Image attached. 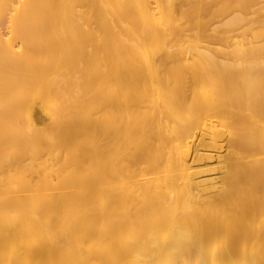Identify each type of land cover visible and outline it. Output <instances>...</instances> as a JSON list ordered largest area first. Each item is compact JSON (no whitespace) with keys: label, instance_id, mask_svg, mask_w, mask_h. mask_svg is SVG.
I'll list each match as a JSON object with an SVG mask.
<instances>
[{"label":"bare ground","instance_id":"bare-ground-1","mask_svg":"<svg viewBox=\"0 0 264 264\" xmlns=\"http://www.w3.org/2000/svg\"><path fill=\"white\" fill-rule=\"evenodd\" d=\"M0 264H264V0H0Z\"/></svg>","mask_w":264,"mask_h":264},{"label":"rangeland","instance_id":"rangeland-1","mask_svg":"<svg viewBox=\"0 0 264 264\" xmlns=\"http://www.w3.org/2000/svg\"><path fill=\"white\" fill-rule=\"evenodd\" d=\"M40 110V109H39ZM39 110H37V113H36V115H38L39 117H40V120H41V122H42V120H43V118H44V120H43V122H45L46 121V119H47V115L46 114H44V112L43 111H39ZM40 112H42L43 113V117H42V113H40ZM41 115V116H40Z\"/></svg>","mask_w":264,"mask_h":264}]
</instances>
